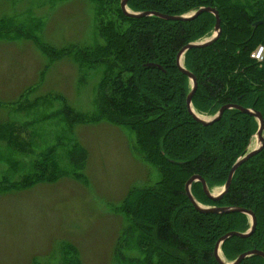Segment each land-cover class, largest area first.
Here are the masks:
<instances>
[{"label":"trees","instance_id":"16d2710c","mask_svg":"<svg viewBox=\"0 0 264 264\" xmlns=\"http://www.w3.org/2000/svg\"><path fill=\"white\" fill-rule=\"evenodd\" d=\"M88 1L93 5L111 3L129 26L119 32L112 24L104 28L97 25L103 44L91 48L68 46L59 50L44 44L38 36L41 21L34 18L27 22L0 19V35L15 30L33 40L52 62L69 57L82 74L98 70L100 116L132 131L134 153L158 170L159 181L153 186L131 189L122 202L120 213L128 225L114 247L116 264H217L213 256L217 240L229 232L245 233L250 221L242 214L197 212L186 197L185 185L193 176H199L210 192L213 187L222 188L233 164L248 152L258 124L250 116L229 110L217 123L203 127L187 112L185 100L191 87L176 67V56L186 45L209 38L215 19L210 14L190 22H167L154 17L129 19L121 13V0ZM207 7L218 12L221 34L209 47L190 50L183 57V68L197 83L192 109L198 115L212 117L222 106L237 105L259 112L264 122V63L250 58L258 46L264 45V26L253 27L264 23V0L127 3L130 12L167 16ZM84 82L83 75L81 83ZM62 113L73 115L70 108ZM8 127L10 123L0 125V129ZM262 136L264 139V129ZM59 147L58 143L48 148L40 161L31 164V175L23 177V185L47 180L50 169L59 175H83L86 150L75 141L62 154L57 151ZM8 157L6 164L17 171L20 163H8ZM191 194L206 207H235L254 214L256 227L249 238H231L221 246L226 262H233L247 251L264 253V148L237 169L229 191L219 202L209 201L200 183L191 185ZM126 251L133 257L125 256ZM60 264H81L72 245H62ZM240 264H264V260L251 257Z\"/></svg>","mask_w":264,"mask_h":264},{"label":"rangeland","instance_id":"374dc122","mask_svg":"<svg viewBox=\"0 0 264 264\" xmlns=\"http://www.w3.org/2000/svg\"><path fill=\"white\" fill-rule=\"evenodd\" d=\"M4 18L40 20V40L59 50L103 44L97 25L129 26L111 3L88 0H0ZM11 32L0 35V125L10 123L0 129V264H60L63 244L81 264H116L114 247L128 225L122 202L131 189L153 186L159 172L134 153L132 131L100 116L98 70L82 74L69 57L52 62L33 40ZM71 141L87 152L83 175L50 169L47 180L23 185L45 150L59 143L62 154ZM7 157L20 163L17 171Z\"/></svg>","mask_w":264,"mask_h":264},{"label":"water","instance_id":"95a60500","mask_svg":"<svg viewBox=\"0 0 264 264\" xmlns=\"http://www.w3.org/2000/svg\"><path fill=\"white\" fill-rule=\"evenodd\" d=\"M128 1L129 0H121L119 7H120V10L123 16L129 19H143V18L154 17V18H158V19H161L167 22H190L202 14H210L214 17L215 24H214L212 35L203 41L194 42V43H190L186 45L184 48H182L178 52L176 56V67L179 70V72L188 79V81L190 82V87H191L190 92L188 93L186 100H185L187 112L197 124H200L203 127H208V126H212L213 124L217 123L222 118V115L224 114V112L229 111V110H237L244 115L254 118V120L258 124V128L250 143V146L253 144L252 146L253 148H251V150H248V152L243 157L236 160V162L233 164V166L231 167L228 173L225 184L222 186L218 194L213 195L212 192L208 190L205 181L199 176H193L192 178L188 180V182L185 185V194L190 204L192 205V207L199 213L216 214V215L242 214V215H245L250 221L249 229L245 233L229 232L217 240L214 246V250H213V256L217 264H240L244 260L251 258V257H258L264 260V253L258 250L244 252L241 255H239L233 262H226L220 257L221 246L227 240L231 238L247 239L253 234V232L255 231V227H256V218L252 212L245 210V209H241V208H235V207H206V206L199 204L191 194V185L193 183H200L204 196L213 203L219 202L229 191L233 176L235 172L237 171V169L242 164L246 163L249 159H251L252 157L257 155L259 152H261L262 149L264 148V139L262 136L264 122L259 112L252 110V109H244L237 105H225V106H222L214 116L204 117V116L198 115L192 109V98L195 94L197 83H196V79L194 78V76L183 68V57L188 51L209 47L210 45H212L219 39L220 34H221V28H220V18H219L218 12L213 8L207 7V8H199L195 12H191V13L181 15V16H167V15H163L157 12L134 13L128 10L127 8ZM259 25L264 26V23L263 22L255 23L253 27H257ZM147 67H153V65H148Z\"/></svg>","mask_w":264,"mask_h":264},{"label":"built area","instance_id":"2783aa9c","mask_svg":"<svg viewBox=\"0 0 264 264\" xmlns=\"http://www.w3.org/2000/svg\"><path fill=\"white\" fill-rule=\"evenodd\" d=\"M250 58L257 63H264V46H260L255 50L254 52L251 53Z\"/></svg>","mask_w":264,"mask_h":264}]
</instances>
